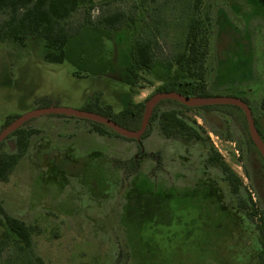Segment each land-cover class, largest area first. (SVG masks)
I'll return each instance as SVG.
<instances>
[{
    "label": "rangeland",
    "instance_id": "rangeland-1",
    "mask_svg": "<svg viewBox=\"0 0 264 264\" xmlns=\"http://www.w3.org/2000/svg\"><path fill=\"white\" fill-rule=\"evenodd\" d=\"M93 5L91 21L125 14L126 26L91 52L95 63L110 60L113 71L79 77L68 62L42 61L41 40L28 39L24 46L0 42V130L8 116L38 109L42 97L81 110L99 96L115 113L129 101L143 103L172 78L186 24L195 19L207 29L209 92L244 97L264 135V0H202L198 9L193 0H94ZM8 18L1 12L0 25ZM85 23L81 7L63 25L73 32ZM139 37L151 41L153 65L138 72L131 93L127 71L132 41ZM181 111L240 179V197L249 193L256 203L253 221L237 207L219 168L207 164L202 143L166 138L153 121L140 152L134 140L92 132L87 120L43 115L26 122L24 128L36 133L8 181L0 183L5 211L36 231L30 248L10 234L0 247V264H256L264 195L254 178L246 177L245 170L253 177L255 157L241 116L217 109ZM1 148L14 152L15 137ZM133 157L137 172L128 174L118 162ZM5 233L0 227L1 238Z\"/></svg>",
    "mask_w": 264,
    "mask_h": 264
},
{
    "label": "trees",
    "instance_id": "trees-1",
    "mask_svg": "<svg viewBox=\"0 0 264 264\" xmlns=\"http://www.w3.org/2000/svg\"><path fill=\"white\" fill-rule=\"evenodd\" d=\"M202 0H193L194 8L198 9ZM94 0H0V13L8 12L9 18L0 25V42L13 41L20 46H24L28 39H38L43 42L40 57L42 61L51 64H62L68 62L76 69L79 77L94 76L113 71V64L108 59H100L97 63L92 60V54L95 45L100 44L103 39H110L111 33L126 26L125 14L114 12L103 17H98L95 21H91L90 11ZM83 7L86 14L85 25L69 32L67 27L63 25L73 12ZM153 49L151 41H147L141 37L136 38L131 44V60L132 63L128 68L129 77L132 75L134 81L127 77L129 83V91L133 93L132 84H135V78L138 72L148 69L153 65ZM208 53L207 29L202 27L198 21L191 19L186 24L184 50L179 53L176 60V70L167 83L158 87L154 93L176 92L187 97L197 98H213L217 94L209 92L204 81L205 61ZM185 76L186 79H182ZM217 83V82H216ZM218 85V84H217ZM153 95V94H152ZM241 99L247 103L244 97L231 96ZM148 99V98H147ZM143 103H134L129 101L127 105L117 113H115L110 105H102L99 103V96L90 99L88 105L81 109L83 111L95 113L110 119L120 127L137 131L141 124L144 110ZM38 108L57 106L56 102L49 97H42L36 100ZM170 105L171 108L161 109L163 105ZM226 110L224 112L229 116V112L238 113L242 119V132L247 138V146L249 152L255 157L252 160L254 169L253 177L248 170H245L246 177L249 181L254 182L264 195V161L256 150L254 144L249 139L246 120L243 113L233 106H209L200 108H189L176 101L164 100L158 103L153 109L149 119L148 127L141 139L148 136L151 124L157 122L158 129L162 136L166 138H179L184 142H200L207 148L206 162L209 166L217 167L221 171L223 181L226 182L230 193L236 197V205L245 211L249 220L258 215L256 203L252 201L249 193L246 199L240 197L243 189L242 183L238 177L227 166L221 155L210 144L205 132L199 127L193 119L187 118L181 110ZM59 117H66L56 115ZM19 115L8 116L0 130L7 127ZM67 118V117H66ZM201 119V117H200ZM93 126V131L99 135L112 133L119 137L108 127L89 121ZM256 127V121L254 120ZM26 123L9 137H15V151L6 152L2 150V141L0 143V183L8 181L15 166L25 153L29 137L36 133L33 130L25 129ZM213 133V129L209 128ZM257 132L259 133L257 127ZM260 135V134H259ZM264 143V138L260 136ZM6 140V139H5ZM239 148V147H238ZM140 149V148H139ZM241 151V149H239ZM242 153V151H241ZM118 164L127 171L128 174L137 172L136 157L129 161L118 162ZM261 221L259 230V252L257 254L256 264H264V210L260 213ZM0 227L6 233L3 238L0 237V247L10 238V234L16 237V242L23 245L24 248H30L32 244V236L35 234L36 228L27 225L17 218L10 216L0 204ZM2 236V235H1Z\"/></svg>",
    "mask_w": 264,
    "mask_h": 264
},
{
    "label": "water",
    "instance_id": "water-1",
    "mask_svg": "<svg viewBox=\"0 0 264 264\" xmlns=\"http://www.w3.org/2000/svg\"><path fill=\"white\" fill-rule=\"evenodd\" d=\"M164 100L176 101L189 108H200L208 106H233L238 108L244 115L247 125V131L249 138L254 144L256 150L260 154L262 160L264 161V143L259 137L257 130L255 128L251 111L249 107L242 100L234 97H222L217 96L213 98H197V97H187L176 92L168 93H154L151 95L144 104L143 115L141 119L140 127L137 131H130L124 129L101 115L76 109L63 108L58 106H50L44 108H38L31 112L20 115L15 120H13L7 127H5L0 132V143L4 141L10 134L15 132L17 129L21 128L22 125L32 118H36L43 115H61L66 117H74L77 119H83L91 121L93 123L102 124L109 129H111L115 134L125 139H131L135 141H140L141 137L145 133L149 119L152 115L153 109Z\"/></svg>",
    "mask_w": 264,
    "mask_h": 264
},
{
    "label": "flooded vegetation",
    "instance_id": "flooded-vegetation-1",
    "mask_svg": "<svg viewBox=\"0 0 264 264\" xmlns=\"http://www.w3.org/2000/svg\"><path fill=\"white\" fill-rule=\"evenodd\" d=\"M226 97H231V96H226ZM237 97H242V96H240V95H238ZM235 98V97H234ZM239 99V98H238ZM241 100V99H240ZM248 102V101H247ZM245 103V102H244ZM246 105H247V103H246ZM227 106V105H226ZM248 107H249V109H250V111H251V114H252V118H253V122H254V120L256 121V127H257V129H258V131H259V133H258V135H259V137L260 136H262L263 138H264V135H263V133L261 132V129L259 128V126H258V121H257V119L255 118V116H254V114H253V111H252V108H251V106H250V104H249V102H248V105H247ZM209 107V106H208ZM245 118V117H244ZM29 121V120H28ZM26 123V122H25ZM24 123V124H25ZM23 124V125H24ZM22 125V126H23ZM255 125V124H254ZM246 127H247V125H246ZM255 127V128H256ZM248 132V131H247ZM209 133L210 134H212L213 132H211L210 130H209ZM248 136H249V134H248ZM250 139V138H249ZM135 141V140H134ZM136 143H137V145H138V147L140 148V152H143V149H142V145H141V139H140V141H135Z\"/></svg>",
    "mask_w": 264,
    "mask_h": 264
}]
</instances>
